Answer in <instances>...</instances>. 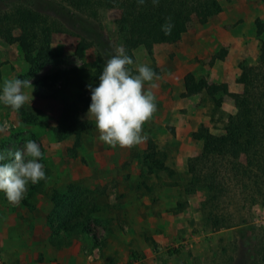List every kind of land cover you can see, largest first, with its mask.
<instances>
[{
	"label": "rangeland",
	"instance_id": "1",
	"mask_svg": "<svg viewBox=\"0 0 264 264\" xmlns=\"http://www.w3.org/2000/svg\"><path fill=\"white\" fill-rule=\"evenodd\" d=\"M217 1L221 10L205 23L191 16L178 40L154 43L149 52L133 50L130 67L147 65L156 73L144 85L155 96L156 111L142 126L145 139L131 148L101 142L87 110L79 118L89 128L78 138L74 154V136L58 140L52 132L63 103L81 104L90 91L85 74L98 76L94 46L88 43L78 57L75 45L98 33L108 40L106 58L115 54L119 9L101 8L95 22L60 10L54 0H34L67 28L51 35V55L35 67L25 61L17 42L0 39V91L5 79L30 80L23 91L32 96L26 104L37 111L34 121L24 122L17 110L0 103V150L15 151L34 140L48 177L29 182L17 204L0 192V264H62L58 252L70 246L93 264H250L255 237L264 233V203L249 207L253 231L213 229L199 208L204 191L185 189L190 179L186 161L201 148L193 132L202 125L222 133L234 111L229 93L241 91L236 78L256 62L264 40V0ZM78 67L79 76L72 70ZM55 71L64 73L53 77ZM187 73L194 83L223 84L226 91L219 89L212 97L204 88L187 93ZM53 191L60 199L59 218L49 198ZM61 218L69 220L65 230Z\"/></svg>",
	"mask_w": 264,
	"mask_h": 264
},
{
	"label": "trees",
	"instance_id": "2",
	"mask_svg": "<svg viewBox=\"0 0 264 264\" xmlns=\"http://www.w3.org/2000/svg\"><path fill=\"white\" fill-rule=\"evenodd\" d=\"M54 1L60 10L80 14L95 22L99 19L101 8L119 9L115 20L116 33L120 46L126 49L133 61L135 48L143 47L149 52L154 43L174 42L186 30V23L191 16L199 23H205L210 16L221 10L217 0H159L158 5H153L152 0H145L143 4H138L137 0ZM166 22L173 25L170 35H165L161 30ZM260 29L256 32L260 33ZM15 30L19 32L17 35L14 34ZM60 31H67L63 21L39 10L34 0H0V39L6 43L17 42L30 67L38 66L51 55V35ZM88 43L96 50L98 76L87 72L85 77L88 84L96 87L107 60L105 48L108 40L98 33L88 41L82 38L75 45L74 54L82 57ZM72 70L80 75L81 68ZM61 72L64 73L55 71L52 76L57 77ZM236 81L242 85V89L238 93H229L234 111L227 115L222 133H210L202 125L193 132L195 137L201 139V148L198 154L186 161L190 179L185 189L193 191L199 188L204 191L199 208L211 228L238 226L253 231L249 207L257 202L264 203V40L260 41L256 62L244 66ZM184 86L187 93L204 88L210 97L219 89L226 91L223 84H206L202 80L194 83L190 73L184 76ZM81 101V104L64 102L59 122L52 128L58 140L74 136L70 148L73 154L78 138L89 128V122L80 119L79 114L88 110L91 92L82 97ZM214 101L218 103V100ZM17 111L24 122L34 121L37 117V111L28 104ZM49 198L59 218L61 205L58 204V193L53 191ZM77 214L78 211L75 212L74 221ZM60 220L59 225L62 226L69 221L67 218ZM51 222L52 218L48 216V225ZM252 251L250 264H264V233L256 235Z\"/></svg>",
	"mask_w": 264,
	"mask_h": 264
},
{
	"label": "clouds",
	"instance_id": "3",
	"mask_svg": "<svg viewBox=\"0 0 264 264\" xmlns=\"http://www.w3.org/2000/svg\"><path fill=\"white\" fill-rule=\"evenodd\" d=\"M137 2L143 4L145 0ZM152 3L158 5L159 0H152ZM172 27L166 22L161 30L170 35ZM114 53L104 63L98 86L87 85L91 92L87 117L94 121L101 142L113 148H131L145 139L142 126L156 111L154 94L144 89L145 83L152 82L156 73L147 65H139L135 70L129 67L134 61L123 46L116 47ZM30 86V80L5 79L0 103L19 110L31 103L32 96L30 99L23 91ZM42 155L40 145L34 140H27L15 151L0 150V192L10 203L20 202L29 182L37 184L48 179L39 162Z\"/></svg>",
	"mask_w": 264,
	"mask_h": 264
},
{
	"label": "crops",
	"instance_id": "4",
	"mask_svg": "<svg viewBox=\"0 0 264 264\" xmlns=\"http://www.w3.org/2000/svg\"><path fill=\"white\" fill-rule=\"evenodd\" d=\"M74 249V246H70L68 248L59 250V261L62 264H93L88 262L87 260L84 261V259L82 258V252L75 251Z\"/></svg>",
	"mask_w": 264,
	"mask_h": 264
},
{
	"label": "built area",
	"instance_id": "5",
	"mask_svg": "<svg viewBox=\"0 0 264 264\" xmlns=\"http://www.w3.org/2000/svg\"><path fill=\"white\" fill-rule=\"evenodd\" d=\"M51 264H55V263H51Z\"/></svg>",
	"mask_w": 264,
	"mask_h": 264
}]
</instances>
